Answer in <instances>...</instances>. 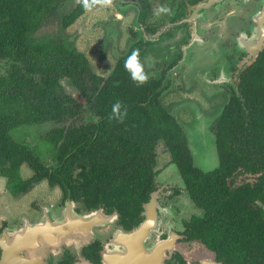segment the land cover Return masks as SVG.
<instances>
[{
	"label": "flooded vegetation",
	"instance_id": "flooded-vegetation-1",
	"mask_svg": "<svg viewBox=\"0 0 264 264\" xmlns=\"http://www.w3.org/2000/svg\"><path fill=\"white\" fill-rule=\"evenodd\" d=\"M71 1L62 14L76 7L66 11ZM109 4L115 13L100 30L114 66L107 76H97L109 80L133 51H139L150 77L148 101L156 98L174 120L193 167L208 175L230 164L226 173L214 177L220 188L210 189L216 196L213 210L195 202L187 176L159 141L151 182L138 191L137 204L89 207L80 195L83 191L73 196L67 187L51 186L47 178L16 197L8 192L15 199L24 197L45 182L55 198L32 202L27 212L34 219L27 213H0V264H264V155L234 157L239 149L254 148L256 134L264 132V120H259L264 117V0ZM160 8L170 11L157 15ZM55 36H62L67 48L66 37ZM65 80L70 83L61 80L62 88ZM227 108L230 119L223 117ZM200 121L214 136L218 167L210 172L195 165L184 126ZM160 148L166 157L158 155ZM224 151L233 158L221 156ZM171 165L181 182L161 178ZM46 166L52 172L59 169L55 163ZM205 193L200 188L199 196ZM184 196L195 209L183 210ZM217 218L221 226L214 231L211 222Z\"/></svg>",
	"mask_w": 264,
	"mask_h": 264
},
{
	"label": "trees",
	"instance_id": "trees-1",
	"mask_svg": "<svg viewBox=\"0 0 264 264\" xmlns=\"http://www.w3.org/2000/svg\"><path fill=\"white\" fill-rule=\"evenodd\" d=\"M69 1L0 0V62L4 63L0 65V178L6 190L16 197L47 178L51 186L67 187L73 196L83 191L80 195L89 207L108 202L117 208L137 204L138 191L152 179L156 145L163 141L187 176L195 202L212 211L216 196L210 189L220 188L215 187L214 177L226 173L230 164L223 163L219 171L208 175L195 169L174 120L156 98L148 101V85L137 87L123 64L105 81L92 72L83 53L64 46L62 36L35 38L49 24L65 31L89 12L78 0L69 14H62ZM102 1L97 0L94 8ZM64 79L75 88L76 99L65 95L60 85ZM260 101L264 104V99ZM116 103L127 109L123 123L110 118ZM86 107L94 115L87 120ZM261 110L264 114V105ZM230 113L227 108L223 117L230 119ZM259 120L262 123L264 117L260 115ZM47 123L55 127L40 137L47 147L43 154L38 146L14 138L13 132L19 129ZM226 151L221 156L233 158ZM46 153L53 154L59 169L52 172L44 165ZM256 154L264 155V132L256 134L254 148L239 149L234 157ZM23 168L32 172L31 179L22 178ZM200 188L206 191L201 197ZM211 225L218 230L221 219Z\"/></svg>",
	"mask_w": 264,
	"mask_h": 264
},
{
	"label": "rangeland",
	"instance_id": "rangeland-1",
	"mask_svg": "<svg viewBox=\"0 0 264 264\" xmlns=\"http://www.w3.org/2000/svg\"><path fill=\"white\" fill-rule=\"evenodd\" d=\"M78 0H72L68 5L67 12L75 7ZM110 0H103L99 8L93 9L91 12H87L82 18H80L71 28L68 30L62 31L57 29L58 24H49L45 26L37 35L36 39L44 40L53 38L57 34L63 35L66 37L68 43L67 48L76 49L79 52L83 53L89 60L92 71L100 76H107L113 66L114 59L112 58L111 50L107 48L105 43L102 41V31L100 30L101 24L106 21L107 17L115 13V8L109 4ZM65 11V12H66ZM64 12V13H65ZM1 72V71H0ZM64 91L66 94L71 96H78V93L74 90L73 86L66 80L62 83ZM221 110L219 113H221ZM87 118H90V111L86 107ZM219 114H217V117ZM192 119V117H190ZM194 122V121H193ZM186 131L188 133L187 138L189 142V147L194 157V163L204 172L213 171L218 167V159L214 145V136L208 130V127L205 126L204 121H200L199 125L196 126L191 122L184 124ZM55 125L50 123L44 124L41 127L32 126L28 128L19 129L14 133V138L17 142H25L31 147L38 146L39 151L44 153L45 143L40 142L41 135L46 134L47 131L53 129ZM200 137V141L197 139ZM47 148V147H46ZM161 148L157 151L158 155L166 157V153L162 152ZM42 153V154H43ZM53 154L46 153L42 156V160L46 165H53L52 160ZM32 177V172L27 169H22V178L29 179ZM166 177L172 181H180L177 169L175 166H169L163 173L162 179L166 180ZM54 189V188H53ZM52 190L48 189L45 182L36 187L31 193H28L27 196L12 198L8 191L6 190V182L4 179L0 178V213H9V215H14L18 213H27V218L34 219L35 215L31 212H27L29 205L32 202H36L38 199L44 201H50L55 198V194L51 192ZM57 192V190H56ZM55 192V193H56ZM185 202L182 204L184 211H190V209H195L192 202L186 197ZM12 216V217H14Z\"/></svg>",
	"mask_w": 264,
	"mask_h": 264
},
{
	"label": "clouds",
	"instance_id": "clouds-1",
	"mask_svg": "<svg viewBox=\"0 0 264 264\" xmlns=\"http://www.w3.org/2000/svg\"><path fill=\"white\" fill-rule=\"evenodd\" d=\"M97 0H92L90 4L88 0H83V7L86 11L91 12L96 6ZM170 10L166 8H160L157 11V15L168 14ZM139 51H133L125 62V70L129 73L130 79L137 87H143L149 82V75L145 72L144 67L139 59ZM127 109L120 103H116L112 108L111 119L119 123H123L127 118Z\"/></svg>",
	"mask_w": 264,
	"mask_h": 264
},
{
	"label": "water",
	"instance_id": "water-1",
	"mask_svg": "<svg viewBox=\"0 0 264 264\" xmlns=\"http://www.w3.org/2000/svg\"><path fill=\"white\" fill-rule=\"evenodd\" d=\"M135 235V234H134Z\"/></svg>",
	"mask_w": 264,
	"mask_h": 264
}]
</instances>
